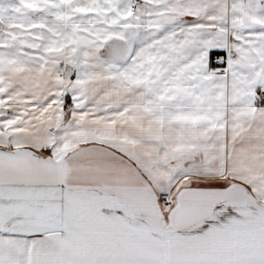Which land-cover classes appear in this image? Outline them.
Instances as JSON below:
<instances>
[{
  "label": "snow or ice",
  "instance_id": "obj_1",
  "mask_svg": "<svg viewBox=\"0 0 264 264\" xmlns=\"http://www.w3.org/2000/svg\"><path fill=\"white\" fill-rule=\"evenodd\" d=\"M0 264H264V0H0Z\"/></svg>",
  "mask_w": 264,
  "mask_h": 264
}]
</instances>
